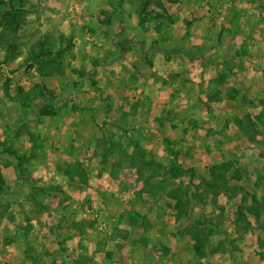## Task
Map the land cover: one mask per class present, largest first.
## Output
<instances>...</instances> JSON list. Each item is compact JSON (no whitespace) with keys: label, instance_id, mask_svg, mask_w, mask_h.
Here are the masks:
<instances>
[{"label":"rangeland","instance_id":"374dc122","mask_svg":"<svg viewBox=\"0 0 264 264\" xmlns=\"http://www.w3.org/2000/svg\"><path fill=\"white\" fill-rule=\"evenodd\" d=\"M0 264H264V0H0Z\"/></svg>","mask_w":264,"mask_h":264},{"label":"trees","instance_id":"16d2710c","mask_svg":"<svg viewBox=\"0 0 264 264\" xmlns=\"http://www.w3.org/2000/svg\"><path fill=\"white\" fill-rule=\"evenodd\" d=\"M130 44H131L130 41H121V42L117 43L116 47L119 49V57L123 56L125 54V52L130 49ZM151 50L157 51V52L162 53L166 56H177L179 54H185L187 56L202 55L200 52L188 51V50H184L183 48H180V47L165 50V49L157 48L156 46H153ZM235 61H236L235 58H231L228 62L216 64L215 66L216 67L217 66H223L224 69H230L234 66ZM169 151L172 153V150L169 149Z\"/></svg>","mask_w":264,"mask_h":264}]
</instances>
